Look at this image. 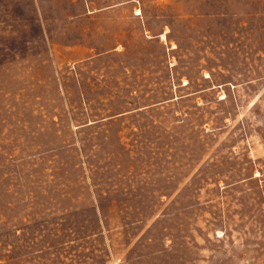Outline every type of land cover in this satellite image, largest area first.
Returning a JSON list of instances; mask_svg holds the SVG:
<instances>
[{"label": "rangeland", "instance_id": "1", "mask_svg": "<svg viewBox=\"0 0 264 264\" xmlns=\"http://www.w3.org/2000/svg\"><path fill=\"white\" fill-rule=\"evenodd\" d=\"M0 264H264V0H0Z\"/></svg>", "mask_w": 264, "mask_h": 264}]
</instances>
